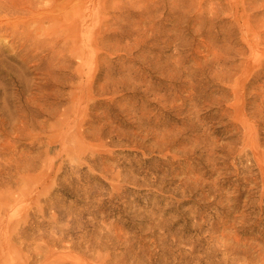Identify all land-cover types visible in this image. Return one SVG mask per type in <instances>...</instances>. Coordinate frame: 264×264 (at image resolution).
Here are the masks:
<instances>
[{
  "label": "rangeland",
  "instance_id": "obj_1",
  "mask_svg": "<svg viewBox=\"0 0 264 264\" xmlns=\"http://www.w3.org/2000/svg\"><path fill=\"white\" fill-rule=\"evenodd\" d=\"M57 1L0 13V264H264V0Z\"/></svg>",
  "mask_w": 264,
  "mask_h": 264
},
{
  "label": "bare ground",
  "instance_id": "obj_2",
  "mask_svg": "<svg viewBox=\"0 0 264 264\" xmlns=\"http://www.w3.org/2000/svg\"><path fill=\"white\" fill-rule=\"evenodd\" d=\"M45 0H0V13H4L7 17L9 16V17H11L10 19H11V21H12V24L14 25V29H15V26H17V28H18V25L19 24H25V22H27V21H31V20H33L34 19V17H35V13L37 14V15H40V14H38L36 11L40 8V6H39V3H43V6H46L47 8H48V6H49V8L51 7V9H48V13L50 12V14L52 13L51 11H53V8L54 9H56L55 7V0L52 2L51 0H50V3L49 4H47L48 2L47 1H45ZM57 1V0H56ZM64 1V0H63ZM67 1V0H66ZM70 1V0H69ZM73 1V0H72ZM72 1H70V2H72ZM47 2V3H46ZM58 2V1H57ZM75 2V1H74ZM76 2H78V0H76ZM81 0H79V8H80V6H81ZM63 3V2H62ZM65 3V2H64ZM58 4V3H57ZM61 4V3H60ZM71 5V3H69L68 2V5ZM52 6H54V7H52ZM67 6V5H66ZM45 7V8H46ZM64 7V4L63 5H60L59 7L57 6V8H63ZM74 7V6H73ZM76 8V7H75ZM74 8V9H75ZM42 9V8H41ZM66 9V8H65ZM77 9H78V7H77ZM44 9H42V11H43ZM47 10V9H46ZM41 11V12H42ZM60 11V10H59ZM62 11V10H61ZM59 12V13H62V12ZM76 11H79V10H76ZM56 13H58L57 11H56ZM55 13V14H56ZM66 14H67V11L65 12ZM64 13V11H63V13L62 14H59L63 19H65V14ZM43 13H41V15H42ZM36 15V16H37ZM48 15V14H47ZM58 15V16H59ZM50 16H52V15H49V17ZM4 17V16H3ZM47 17V16H46ZM53 17V16H52ZM52 17H51V19H52ZM60 17V18H61ZM12 18H13V20H12ZM37 18V17H36ZM41 18H42V16H41ZM6 19V18H5ZM10 19H9V21H10ZM44 19H47L48 20V18H45L44 17ZM50 19V20H51ZM68 19V18H67ZM55 20V19H54ZM4 21V20H3ZM35 21V20H34ZM49 21V20H48ZM47 21V22H48ZM52 21V20H51ZM59 20H57L56 21V23L58 22ZM7 22V21H6ZM54 22V21H53ZM60 22H64V21H60ZM59 22V23H60ZM7 23H9V22H7ZM30 23V22H29ZM28 23V24H29ZM35 22H33V24H34ZM59 23H57V24H59ZM66 23V22H65ZM27 24V23H26ZM31 24L32 23H30L29 24V26L31 27ZM32 24V25H33ZM57 24H54V25H57ZM67 24H69L68 25V27L70 26V23H69V20H68V23ZM23 25H19V26H21V28H23ZM51 25V24H50ZM53 25V26H54ZM64 25V24H63ZM6 26V25H5ZM12 26V25H11ZM10 26V27H11ZM28 26V25H27ZM52 26V25H51ZM62 26V25H61ZM65 26H66V24H65ZM72 26V25H71ZM10 27L8 28L9 29V31H10ZM24 27H26L25 25H24ZM29 27V28H30ZM7 28V27H6ZM17 28L14 30L15 31V33H16V31H19V29H21V28H18V30H17ZM29 28H27L28 30H30ZM38 28L39 27H37V28H35L36 30H37V32L39 31L38 30ZM54 28V27H53ZM63 28V27H62ZM66 28V27H65ZM71 28V27H70ZM2 29V25H1V23H0V30ZM8 29H5V33H8L7 31H8ZM25 29V28H24ZM27 29H25V30H23L24 31V33H25V31L27 30ZM31 29H33V28H31ZM27 30V31H28ZM2 31V30H1ZM0 31V32H1ZM14 31H13V33H14ZM20 32V34H21V31H19ZM36 32V31H35ZM4 32H2V34H3ZM4 33V34H5ZM12 33V32H11ZM18 33V32H17ZM33 33L34 32H32V34L31 35H33ZM35 34V33H34ZM19 35V34H18ZM25 35V34H24ZM11 36H12V34H11ZM16 37V36H15ZM14 37V38H15ZM18 37H20V36H18ZM22 37V36H21ZM20 37V38H21ZM33 37V36H32ZM13 38V39H14Z\"/></svg>",
  "mask_w": 264,
  "mask_h": 264
}]
</instances>
